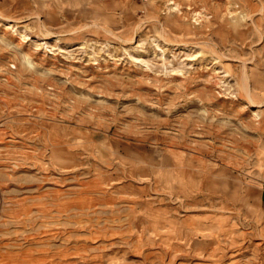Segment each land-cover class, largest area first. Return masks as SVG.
I'll return each instance as SVG.
<instances>
[{
    "label": "rangeland",
    "instance_id": "374dc122",
    "mask_svg": "<svg viewBox=\"0 0 264 264\" xmlns=\"http://www.w3.org/2000/svg\"><path fill=\"white\" fill-rule=\"evenodd\" d=\"M0 264H264V0H0Z\"/></svg>",
    "mask_w": 264,
    "mask_h": 264
}]
</instances>
